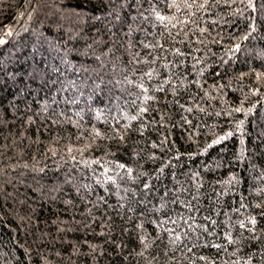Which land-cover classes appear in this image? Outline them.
I'll use <instances>...</instances> for the list:
<instances>
[{
  "label": "trees",
  "instance_id": "trees-1",
  "mask_svg": "<svg viewBox=\"0 0 264 264\" xmlns=\"http://www.w3.org/2000/svg\"><path fill=\"white\" fill-rule=\"evenodd\" d=\"M0 40V264H264V0H0Z\"/></svg>",
  "mask_w": 264,
  "mask_h": 264
},
{
  "label": "snow or ice",
  "instance_id": "snow-or-ice-1",
  "mask_svg": "<svg viewBox=\"0 0 264 264\" xmlns=\"http://www.w3.org/2000/svg\"><path fill=\"white\" fill-rule=\"evenodd\" d=\"M161 19H163V17H161ZM0 43H3V41H2V40H0ZM221 139H223V137H222ZM217 142H219V141H217Z\"/></svg>",
  "mask_w": 264,
  "mask_h": 264
}]
</instances>
